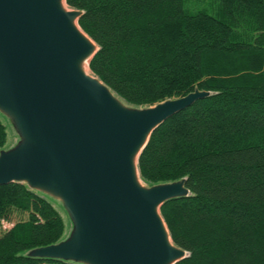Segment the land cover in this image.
<instances>
[{
	"label": "trees",
	"instance_id": "16d2710c",
	"mask_svg": "<svg viewBox=\"0 0 264 264\" xmlns=\"http://www.w3.org/2000/svg\"><path fill=\"white\" fill-rule=\"evenodd\" d=\"M67 0L99 47L94 76L126 104L212 95L166 121L139 159L149 186L186 179L161 214L177 264H264V0ZM8 140L0 117V151ZM0 264H74L28 256L67 236L62 214L26 184L0 186Z\"/></svg>",
	"mask_w": 264,
	"mask_h": 264
},
{
	"label": "water",
	"instance_id": "95a60500",
	"mask_svg": "<svg viewBox=\"0 0 264 264\" xmlns=\"http://www.w3.org/2000/svg\"><path fill=\"white\" fill-rule=\"evenodd\" d=\"M67 0H0V114L18 136L0 151V186L26 184L58 201L63 241L28 256L74 264H177L161 214L190 196L186 179L148 186L139 159L154 131L212 95L126 104L86 68L99 47ZM90 69V67H89Z\"/></svg>",
	"mask_w": 264,
	"mask_h": 264
},
{
	"label": "rangeland",
	"instance_id": "374dc122",
	"mask_svg": "<svg viewBox=\"0 0 264 264\" xmlns=\"http://www.w3.org/2000/svg\"><path fill=\"white\" fill-rule=\"evenodd\" d=\"M185 6H186V9L192 13H195V12H198L201 10H206V11L212 12V9L214 7L213 0H186ZM88 73H90L91 75H94L89 68H88ZM0 117L3 121V123L6 125L7 133H8V140H7L5 149H10L11 147L15 146V144L17 143L18 136H17L16 132L14 131L13 127L11 126V124L9 123V121L4 116H2L1 114H0ZM45 197H47V196H45ZM47 198L56 207V209H58V211L64 217V219L67 223V236H66V238H67L69 235V232L71 230V223L69 221V218H68L66 212L64 211L62 205L58 201L51 199L50 197H47ZM13 226H14V224H11L8 222H2V225L0 226V234L6 230L11 229Z\"/></svg>",
	"mask_w": 264,
	"mask_h": 264
},
{
	"label": "bare ground",
	"instance_id": "6f19581e",
	"mask_svg": "<svg viewBox=\"0 0 264 264\" xmlns=\"http://www.w3.org/2000/svg\"><path fill=\"white\" fill-rule=\"evenodd\" d=\"M88 68H89V67L86 68L87 72H88Z\"/></svg>",
	"mask_w": 264,
	"mask_h": 264
}]
</instances>
